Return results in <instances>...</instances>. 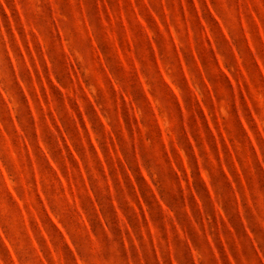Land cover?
<instances>
[{
	"label": "rangeland",
	"instance_id": "rangeland-1",
	"mask_svg": "<svg viewBox=\"0 0 264 264\" xmlns=\"http://www.w3.org/2000/svg\"><path fill=\"white\" fill-rule=\"evenodd\" d=\"M0 264H264V0H0Z\"/></svg>",
	"mask_w": 264,
	"mask_h": 264
}]
</instances>
